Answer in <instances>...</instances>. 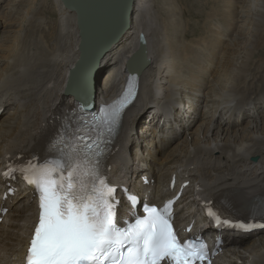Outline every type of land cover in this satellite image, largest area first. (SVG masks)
Returning <instances> with one entry per match:
<instances>
[{
  "label": "bare ground",
  "instance_id": "6f19581e",
  "mask_svg": "<svg viewBox=\"0 0 264 264\" xmlns=\"http://www.w3.org/2000/svg\"><path fill=\"white\" fill-rule=\"evenodd\" d=\"M37 1L3 0L0 4L5 8L0 9V168L18 158L42 156L75 97L84 92L76 85L65 94L68 74L80 56L74 15L59 0H52L57 30L37 35L39 28L48 27L44 19L32 15ZM180 2L182 17L211 19V25L220 17L224 31L217 32L206 22L189 30L188 21L182 29L171 0H164L161 9L154 7V1L136 0L130 28L106 50L93 75L92 103L110 100L123 89L126 61L144 34L150 64L139 74L140 92L135 107L127 110L121 137L131 140V152L140 150L151 161L132 153L128 158L115 143L108 166L131 173L127 182L139 195V204L140 197L154 203L158 197L169 196L168 181L175 175L177 186L190 183L183 201L197 183L201 191L197 196L236 216L246 218L254 209L264 214V59L250 60L264 44V34L260 35L264 0H217L221 13L216 8L209 15L188 9L185 0ZM29 28L34 34L26 32ZM171 103L178 106L173 119L183 131L172 143L166 137L170 131L161 132V151L146 128L155 127L161 120L159 111L166 105L171 108ZM142 165L153 180L147 186L138 174ZM5 205L9 212L0 223V264H17L34 221V203L23 190ZM213 264H264V231L225 248Z\"/></svg>",
  "mask_w": 264,
  "mask_h": 264
},
{
  "label": "snow or ice",
  "instance_id": "6c2138e0",
  "mask_svg": "<svg viewBox=\"0 0 264 264\" xmlns=\"http://www.w3.org/2000/svg\"><path fill=\"white\" fill-rule=\"evenodd\" d=\"M134 90L129 87L117 101L101 109L93 130L96 139L64 145L60 155L43 163L29 161L18 170L38 193L35 224L25 264H210L203 242L178 238L171 205H145L142 216L126 227L117 224L116 189L100 174V136L115 129ZM80 140V137H74ZM16 169L3 175L11 176ZM134 201V197H129ZM217 227L248 231L257 225L233 224L209 209ZM264 228V225H259Z\"/></svg>",
  "mask_w": 264,
  "mask_h": 264
},
{
  "label": "water",
  "instance_id": "95a60500",
  "mask_svg": "<svg viewBox=\"0 0 264 264\" xmlns=\"http://www.w3.org/2000/svg\"><path fill=\"white\" fill-rule=\"evenodd\" d=\"M59 1L65 10L74 15L79 39L80 56L70 70V83H76L79 89H84L81 95L92 99L95 90L93 75L106 50L118 44L130 28L136 0ZM149 64L145 35L140 34L138 48L127 59L125 67L129 74L139 75ZM85 75L86 79L81 78ZM71 90L68 87L65 94L68 95ZM75 100L79 101L80 97H75Z\"/></svg>",
  "mask_w": 264,
  "mask_h": 264
},
{
  "label": "rangeland",
  "instance_id": "374dc122",
  "mask_svg": "<svg viewBox=\"0 0 264 264\" xmlns=\"http://www.w3.org/2000/svg\"><path fill=\"white\" fill-rule=\"evenodd\" d=\"M152 2L154 1V7L156 8V9H161L162 8V6H163V4H164V0H151ZM181 0H171V2L173 3V5H174V7H175V9H176V13H177V18L179 19V21H180V24H181V26H180V28L182 27V29H185L187 26H186V24H185V21H188V24H189V26L187 27L189 30H191V28H193V27H195V25L197 24V26H198V24L199 25H201V24H203L204 22H206V23H208V26H209V24H210V26L212 27V29H216L215 31H217V32H223L224 31V25H223V21H222V18H220V17H217L218 19H215V21L214 22H212V25H211V23L209 22L211 19H209V20H207V18L204 20V18H202V20H201V18H193V17H188V16H184V17H182L181 15H180V12L182 11V5H181V2H180ZM186 2H188L187 3V7H188V9H192L194 12H197V11H201V12H204V13H206V15H209L210 14V12H211V9H216L217 8V10H218V12L219 13H221V9H220V6H218V3H217V0H185ZM2 2H3V0H0V4H2ZM209 2H214L215 4H211L210 5V3ZM38 3V4H37ZM37 3H36V7H35V10H34V12L32 11V15L34 16V18H36L37 19V17H38V20L39 19H44L43 20V25L45 24V26H48V27H46L47 29L45 30V31H43V29L41 30V28H39V30L37 31L38 33H37V35H39V34H41V33H44V32H46V33H51V32H54V31H56L55 30V25H56V23L58 22L57 21V19H58V14H56L57 13V11H56V7H55V5H54V3L52 2V0H42V1H37ZM48 4V5H47ZM210 5V6H209ZM45 6H46V8H45ZM52 8V9H51ZM0 9H1V11L3 12L4 11V9L0 6ZM23 9H25V8H23ZM23 9H21L22 11H24ZM12 10H14V12L17 10L15 7L12 9ZM54 11H56V12H54ZM160 13V12H159ZM38 14V15H37ZM218 14V13H217ZM57 15V16H56ZM180 15V16H179ZM161 16V15H160ZM213 16H216V15H212V17ZM43 17V18H42ZM207 17V16H206ZM224 19H225V17H224ZM47 21V22H46ZM54 21V22H53ZM46 22V23H45ZM52 22V23H51ZM52 24V25H51ZM196 26V27H197ZM51 27V28H50ZM54 29H53V28ZM57 27V26H56ZM197 28H199V27H197ZM41 30V31H40ZM47 30H49V32L47 31ZM193 31H196V30H193ZM263 31H264V28H263ZM26 32L27 33H30V34H34L33 32H30V28H29V30H26ZM26 33V34H27ZM36 34V33H35ZM263 35L264 34V32H260V35ZM199 35H200V28H199ZM31 38V37H30ZM29 38V39H30ZM263 39H264V36H263ZM241 42L243 41L242 39L240 40ZM261 46V47H260ZM259 46V48L257 49V50H255L254 52H253V54L251 55V58H250V60H252V61H257V62H260L261 61V59L263 58L264 59V44L263 45H260ZM204 56H207V54H203ZM140 92V91H139ZM179 95H178V99H179ZM180 100V99H179ZM177 108H178V106L177 107H175L174 108V111H176L177 110ZM6 113H7V111H6ZM176 114H177V112H176ZM172 117H174V112H173V114H172ZM1 120V119H0ZM177 120H175L173 123L171 122H168V123H166V124H164V122H162V124H160V122L155 126V127H152V126H148L146 129L148 130V131H151V133H152V138H153V136H154V133H155V131L157 130L158 132H159V134L161 133V132H165V131H170L169 133H168V135L166 136V137H168L167 138V141L169 142V143H172L173 141H176L177 139H179L180 137H181V134L180 135H178V133H177V130H176V127H174L173 126V124H175V125H177V124H179V123H177L176 122ZM166 126H167V128H166ZM187 128V127H186ZM182 131H183V128H179V132L180 133H182ZM162 140H163V138H162ZM158 141H159V139H157V141L155 142V144H156V147L158 148V150H164V147H163V145L159 148V146H158ZM163 143H166L165 141L163 142ZM115 155V154H114ZM132 155L135 157V158H137V159H147V161H151V159L149 158V157H146L140 150H135V152H132Z\"/></svg>",
  "mask_w": 264,
  "mask_h": 264
}]
</instances>
